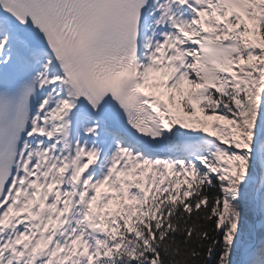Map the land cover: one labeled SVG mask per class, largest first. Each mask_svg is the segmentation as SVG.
I'll use <instances>...</instances> for the list:
<instances>
[{
  "label": "snow or ice",
  "instance_id": "6c2138e0",
  "mask_svg": "<svg viewBox=\"0 0 264 264\" xmlns=\"http://www.w3.org/2000/svg\"><path fill=\"white\" fill-rule=\"evenodd\" d=\"M0 264H264V0H0Z\"/></svg>",
  "mask_w": 264,
  "mask_h": 264
}]
</instances>
